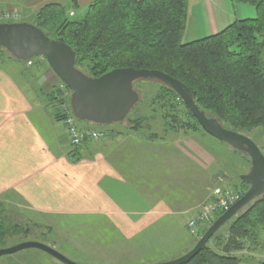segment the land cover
Returning a JSON list of instances; mask_svg holds the SVG:
<instances>
[{
	"label": "crops",
	"instance_id": "obj_1",
	"mask_svg": "<svg viewBox=\"0 0 264 264\" xmlns=\"http://www.w3.org/2000/svg\"><path fill=\"white\" fill-rule=\"evenodd\" d=\"M91 1L18 0L4 3L0 11H16L22 21L48 2L74 12L73 5L80 9ZM253 17L255 8L240 0H188L184 34L188 32V41L196 40L234 20ZM4 62L0 63V203L29 214L105 215L131 239L151 228L175 225L183 217L187 221L213 197L211 175L221 159H213L207 143L196 142L190 132L186 138L167 139L117 125L101 140L86 141L80 159L72 161L67 155L70 146L61 139L64 127L52 120L34 83L40 85L41 78L29 86L21 71L13 66L4 69ZM262 132L264 127L248 134L263 145ZM260 257H245L239 264H264Z\"/></svg>",
	"mask_w": 264,
	"mask_h": 264
},
{
	"label": "trees",
	"instance_id": "obj_2",
	"mask_svg": "<svg viewBox=\"0 0 264 264\" xmlns=\"http://www.w3.org/2000/svg\"><path fill=\"white\" fill-rule=\"evenodd\" d=\"M240 1L255 8V17L234 20L215 34L188 42L182 41L188 0H92L80 18H74L77 5L71 7L74 12L69 15L67 6L48 2L25 21L49 38L69 45L75 52V67L86 75L97 77L126 67L161 71L185 84L207 116L217 119L224 128L246 134L264 127V0ZM6 57L16 60L0 47V63ZM27 61L35 62L33 57L23 62ZM56 84L44 95L55 104V119L62 120L65 114L61 105L69 104V99L58 98L61 93ZM157 86L152 97L155 101L171 104L179 97L165 84L157 81ZM179 102L193 122L179 123L175 114L168 113V129L205 132L180 98ZM144 119L140 115L131 119L126 116L125 120L131 129L139 131ZM67 155L72 161L79 160L80 147L70 144ZM232 187L240 194L247 189L243 180ZM14 209L0 203V248L10 236L29 233V225L24 223L29 219ZM13 216L21 221L12 223ZM230 220L221 251L208 245L216 231L184 264H239L242 259L231 252L243 248V239L256 240L258 230H264V194Z\"/></svg>",
	"mask_w": 264,
	"mask_h": 264
},
{
	"label": "rangeland",
	"instance_id": "obj_3",
	"mask_svg": "<svg viewBox=\"0 0 264 264\" xmlns=\"http://www.w3.org/2000/svg\"><path fill=\"white\" fill-rule=\"evenodd\" d=\"M16 1L18 0H0V8H2V5L6 2ZM85 9L86 7L78 9L74 18L82 17ZM22 19H24V17ZM28 19H31V16H29ZM28 19L25 18L24 21ZM188 38L189 34L186 32L182 37V41L186 42L189 40ZM5 54L2 53V55ZM33 60L35 62L32 61L28 64L27 62L24 63L23 61L6 57L4 58L5 62L3 61L4 64L1 66L7 70L13 66L14 71L17 69L21 71L22 75L25 76V79L27 78L29 81V86H31V81L34 82L37 78H41L40 85L39 83L34 82L42 94H39L40 98L45 102L47 110H49L50 116H52V120L56 122L59 121L60 125H63L64 127V119L62 118V120H56L54 117L53 105L55 104H50L45 97V95L51 91V87H53L56 83L58 84L56 85L59 86L60 93L62 94L64 91L63 89H60L61 84L58 82L57 76L53 73L42 56H35L33 57ZM133 88L138 92L139 100L142 99L143 95L145 96L144 100L141 102L138 100L139 102H137L127 114V117L130 119L140 115L145 117L142 122L143 126L139 129L138 134H155L163 138L170 139L175 135L186 138V133L190 132L196 142L207 143L210 147L208 148L211 149V156L213 159H221L220 163L213 166L214 170L211 175L212 191L216 187L220 188L222 192H229L231 190L234 191L232 185L239 184L241 180L240 175L246 173L250 166L247 154L231 148L227 143L215 139L200 129H197L198 132H195V130L184 131L181 128H177L175 130L168 129V122L170 121L168 113L170 115L175 114L179 123L193 122V120L186 113L184 106L179 102V97L171 101L173 106H170V101H155L152 99V97L156 95L158 89L157 81L136 80L133 83ZM69 98L70 96H67L66 99ZM125 119L126 117L120 122L100 125L94 123L89 124L87 121L75 118V123L77 126L91 125V127L96 128L91 130L101 131L104 133V136L106 135V131L114 126L121 125L120 129H124L126 126H129ZM61 126H56V129L58 127L60 132H62ZM260 130L261 129L258 128L256 129V131ZM183 134H185V136ZM246 134L264 154V139L262 145L259 143L260 141L258 140V137L256 138L254 134ZM62 135L64 138H61L63 140L62 142H66V144H69L70 146L69 139L65 132V127ZM261 135L264 136V132H262ZM101 139L102 137L87 139L79 147H82L86 141L94 142ZM195 149L201 151L198 148V145H195ZM213 199H215L214 196L204 205H213L214 202H216V199L215 201H213ZM201 207H199L197 211L191 215V217L197 216L201 211ZM243 210L244 208L238 213ZM13 211L16 212L17 210L14 209ZM20 212V215L23 214L26 219H29L27 216H30L29 222H24L29 225V233L27 235H23V233L19 232V235L17 236H10L11 238L9 237L6 243L3 244L4 247L12 246L23 241H37L54 248L66 258L77 264H149V262L157 263L173 260L185 254L194 246L195 242L206 230V228L218 217L216 216V213L221 212V210H217L213 212V214L211 213L209 215L210 217L208 216L207 219L201 220L193 226L188 225L190 217L187 221L185 220V217H183V219L177 221L175 225H170L162 229L151 228L148 229L149 231L138 233L137 236L131 239L125 238L119 229L113 227L105 215H55L49 213L43 215L40 213L29 214L21 210ZM19 221L21 220H18L16 216H13L11 219L12 223ZM34 223L36 226L33 225ZM230 223L231 220L225 222L217 230L215 236L208 241V245L216 251H221L222 244L226 241L228 236L227 232ZM147 241H152V243ZM145 242H147V244H145ZM148 244L151 245V248H149ZM136 251L140 255H135L134 253H136ZM231 253L241 259L245 257L253 259L258 258L261 255L260 259L264 260V230H258L256 240L250 238L243 239V248L241 250H234ZM0 264L64 263L42 250L28 248L1 256Z\"/></svg>",
	"mask_w": 264,
	"mask_h": 264
},
{
	"label": "water",
	"instance_id": "obj_4",
	"mask_svg": "<svg viewBox=\"0 0 264 264\" xmlns=\"http://www.w3.org/2000/svg\"><path fill=\"white\" fill-rule=\"evenodd\" d=\"M0 47L19 61L42 56L57 78L69 89L70 108L78 120L100 125L124 120L139 100L133 83L136 80H155L179 96L207 134L247 154L250 166L246 173L240 175L247 189L239 199L206 228L185 254L173 260L149 264L187 263L225 222L264 194V154L260 148L247 135L224 128L217 119L207 116L195 104L189 88L181 81L158 70L133 67L114 68L100 76L90 77L75 67V52L69 45L49 38L27 21L0 22ZM28 248L42 250L64 264H77L54 248L37 241H23L0 248V257Z\"/></svg>",
	"mask_w": 264,
	"mask_h": 264
},
{
	"label": "built area",
	"instance_id": "obj_5",
	"mask_svg": "<svg viewBox=\"0 0 264 264\" xmlns=\"http://www.w3.org/2000/svg\"><path fill=\"white\" fill-rule=\"evenodd\" d=\"M73 12H69V15H72ZM20 18V14L16 11H0V21H18ZM28 64L31 61H27ZM60 89H63V93L60 94V98L66 99L67 96H70V91L65 88L63 84L60 85ZM61 111L65 114L64 117V127L66 135L69 139V142L72 147H79L85 140L87 139H96L102 137L104 133L98 130H87L79 128L75 123V117L72 114L70 104L63 103L61 105ZM242 194L239 192L229 191L222 192L220 188L216 187L213 189V196L216 199L213 205H204L201 207V211L197 216L191 217L188 221L189 226L195 225L197 222L201 220H205L208 216L217 210L225 211L232 205ZM210 217V216H209Z\"/></svg>",
	"mask_w": 264,
	"mask_h": 264
}]
</instances>
